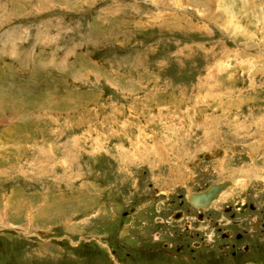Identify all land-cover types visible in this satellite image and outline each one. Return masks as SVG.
<instances>
[{
  "label": "rangeland",
  "instance_id": "rangeland-1",
  "mask_svg": "<svg viewBox=\"0 0 264 264\" xmlns=\"http://www.w3.org/2000/svg\"><path fill=\"white\" fill-rule=\"evenodd\" d=\"M263 50L264 0H0V264H264Z\"/></svg>",
  "mask_w": 264,
  "mask_h": 264
},
{
  "label": "flooded vegetation",
  "instance_id": "flooded-vegetation-1",
  "mask_svg": "<svg viewBox=\"0 0 264 264\" xmlns=\"http://www.w3.org/2000/svg\"><path fill=\"white\" fill-rule=\"evenodd\" d=\"M218 183H223L224 187L222 188V190H220L221 192H218L219 194H217L216 198H214V199H212V200L210 201V204H205V203L203 202V205L199 206V205H194V204H192L191 201H190V196H191L192 194H194V193H201V192H203L204 189H203L202 191H191V192H188L189 194H186V196H185L186 201H187L192 207H194V208H207V207H210V206H212V205H215V207H218L216 204H220L221 201H223V200H227L228 197L230 196V193H229V194H228L227 196H225L223 199H220L221 196H224L225 191H227V190L231 187L232 182H231V180H223L222 182L220 181V182H218ZM235 190H236V189H235ZM218 197H219V198H218ZM201 202H202V201H201ZM240 203L243 205V204H244L243 200L240 201ZM249 206L252 207V205H249ZM229 208H230V206L225 207L226 210H228ZM240 208H241V207H240ZM238 211H239V210H238ZM173 215H174V216H171L172 220H173L174 217H176V216H177V217H182V216H180V215H182V212L178 211V212H175ZM220 221L222 222V224H229V223H230V221H229L228 219H221ZM242 237H243V234H242V233H236V235H235V238H236V239H241ZM245 251H247V249H246ZM247 252H248V251H247Z\"/></svg>",
  "mask_w": 264,
  "mask_h": 264
},
{
  "label": "water",
  "instance_id": "water-1",
  "mask_svg": "<svg viewBox=\"0 0 264 264\" xmlns=\"http://www.w3.org/2000/svg\"><path fill=\"white\" fill-rule=\"evenodd\" d=\"M222 187H224L223 183L211 185L206 191L198 193L195 198L200 202L202 201L205 204H208L217 196V193L222 189Z\"/></svg>",
  "mask_w": 264,
  "mask_h": 264
},
{
  "label": "bare ground",
  "instance_id": "bare-ground-1",
  "mask_svg": "<svg viewBox=\"0 0 264 264\" xmlns=\"http://www.w3.org/2000/svg\"><path fill=\"white\" fill-rule=\"evenodd\" d=\"M253 8V7H252ZM223 188V187H222ZM222 190V189H221ZM219 192H221V191H219ZM198 193H194V194H192L191 196H190V201H191V203L192 204H194V205H199V206H201V205H203V202H200L199 200H197L196 198H195V196L197 195ZM219 194V193H218ZM219 198V197H218Z\"/></svg>",
  "mask_w": 264,
  "mask_h": 264
}]
</instances>
